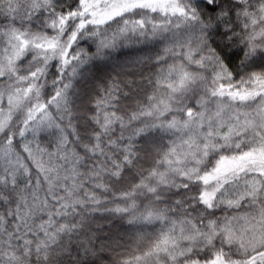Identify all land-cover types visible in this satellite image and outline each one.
I'll return each mask as SVG.
<instances>
[{
	"label": "snow or ice",
	"instance_id": "1",
	"mask_svg": "<svg viewBox=\"0 0 264 264\" xmlns=\"http://www.w3.org/2000/svg\"><path fill=\"white\" fill-rule=\"evenodd\" d=\"M105 261L264 264V0H0V264Z\"/></svg>",
	"mask_w": 264,
	"mask_h": 264
},
{
	"label": "trees",
	"instance_id": "2",
	"mask_svg": "<svg viewBox=\"0 0 264 264\" xmlns=\"http://www.w3.org/2000/svg\"><path fill=\"white\" fill-rule=\"evenodd\" d=\"M101 223H104L106 227H109L110 226V222H107V221H101ZM127 225L126 224H123L122 222H117L116 223V226L114 228H112V232H119L121 235H124V232H123V228H126ZM125 239H128L127 236H125ZM105 255H111L109 253H106ZM105 264H108L107 261H105Z\"/></svg>",
	"mask_w": 264,
	"mask_h": 264
}]
</instances>
